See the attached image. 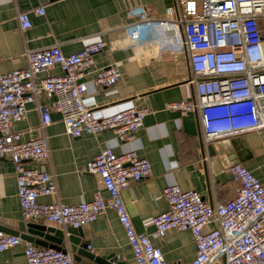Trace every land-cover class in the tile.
Here are the masks:
<instances>
[{
  "label": "built area",
  "instance_id": "1",
  "mask_svg": "<svg viewBox=\"0 0 264 264\" xmlns=\"http://www.w3.org/2000/svg\"><path fill=\"white\" fill-rule=\"evenodd\" d=\"M38 1L33 13L41 17L45 0ZM128 16L134 19L124 27L129 44H156V58L165 52L185 53L192 95L166 103L165 109L182 117L196 114L203 146L264 131V0H173L164 18L150 17L140 5L129 9ZM17 20L21 31L31 28L27 13H19ZM151 32L158 39H147ZM105 47L98 38L68 55L58 44L28 50L25 69L0 75V160L8 158L13 164L23 221L45 222L66 232L113 211L132 251L131 264H167L152 239L170 230L191 234L195 255L185 264H264V177L256 178L241 164L228 169L237 189L225 203L210 204L195 191L166 187L163 197L168 209L152 218V235L135 231L122 200L130 183L152 175L151 164L134 151L116 155L103 149L85 165L83 172L99 177L106 197L96 191L91 201L73 206L58 199L49 204L38 201L57 196L53 176L39 169L49 163L44 130L51 124V112L59 115L66 134L73 138L111 131L120 141L132 139L150 113L132 104L95 111L84 103L89 82L109 89L121 79L117 65L95 67L93 57ZM53 69L59 74H52ZM41 97L54 100L44 104ZM29 105L40 117L41 135L25 141L14 125L27 117ZM21 244L23 264H77L69 250L35 247L0 231V254Z\"/></svg>",
  "mask_w": 264,
  "mask_h": 264
},
{
  "label": "crops",
  "instance_id": "2",
  "mask_svg": "<svg viewBox=\"0 0 264 264\" xmlns=\"http://www.w3.org/2000/svg\"><path fill=\"white\" fill-rule=\"evenodd\" d=\"M172 4L173 0H45L42 2L45 15L39 17L33 13L40 5L38 0H0V75L25 69L24 54L28 50L58 44L68 55L80 51L85 41L100 38L106 47L93 57L95 67L117 65L121 79L109 89L89 82L84 103L95 111L109 112L129 104L150 111L143 127L125 141L111 131L73 138L66 134L59 115L51 112V124L44 130L49 163L39 165V169L53 176L57 196L40 197V203L58 199L73 206L91 201L96 191L106 197L99 177L83 172L85 165L103 149H112L116 155L134 151L151 164L150 178L132 182L122 192L123 203L138 234L154 232L151 220L167 211L163 190L170 185L195 191L210 204L225 203L235 196L237 189L228 173L231 166L241 164L256 178L264 177V131L219 139L203 146L196 114L182 117L165 109L166 103L192 95L187 85L189 69L185 53L174 56L165 52L156 58V44L134 46L126 41L124 27L134 20L128 16L129 9L140 5L150 17L161 19ZM19 13L28 14L31 23L28 30L21 31ZM146 37L158 39V34L151 32ZM51 73L59 71L53 69ZM53 100L40 98L44 104ZM28 110L27 117L14 125L25 141L41 135L38 113L33 105ZM27 224L30 223L21 217L13 164L8 158L1 159L0 231L20 237L27 232ZM35 224L59 229L45 222ZM80 230L81 244L87 245L88 252L101 258L113 255L115 261L132 263V251L113 211H107ZM36 240L45 244L41 238ZM152 243L161 250L167 264H185L195 255L189 232L170 230L162 238L152 239ZM61 247L70 252L67 239ZM23 251L21 244L1 253L0 264H23ZM71 255H75V263L85 262L77 253Z\"/></svg>",
  "mask_w": 264,
  "mask_h": 264
},
{
  "label": "water",
  "instance_id": "3",
  "mask_svg": "<svg viewBox=\"0 0 264 264\" xmlns=\"http://www.w3.org/2000/svg\"><path fill=\"white\" fill-rule=\"evenodd\" d=\"M27 232L20 235L22 241L30 243L32 245L41 246L44 248L60 250L62 252H67L66 249H63L62 242L67 239L70 244V253H77L79 256H82L85 259L84 263L80 264H125L124 262L115 261L113 255L108 257H96L92 253L87 251V245L81 244V233L80 229L68 228L66 232L56 229L53 227H46L43 225L30 223L27 224ZM67 238L65 237L66 234ZM36 237L41 238L45 241V244L37 243ZM75 261V255L73 256Z\"/></svg>",
  "mask_w": 264,
  "mask_h": 264
}]
</instances>
